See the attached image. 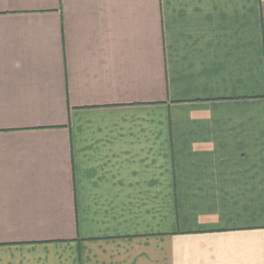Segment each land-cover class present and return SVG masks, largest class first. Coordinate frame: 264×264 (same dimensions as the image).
<instances>
[{
  "label": "crops",
  "instance_id": "1",
  "mask_svg": "<svg viewBox=\"0 0 264 264\" xmlns=\"http://www.w3.org/2000/svg\"><path fill=\"white\" fill-rule=\"evenodd\" d=\"M0 264H264V0H0Z\"/></svg>",
  "mask_w": 264,
  "mask_h": 264
}]
</instances>
